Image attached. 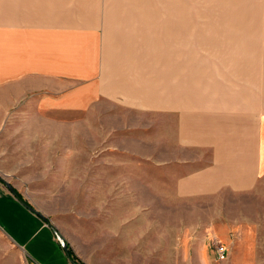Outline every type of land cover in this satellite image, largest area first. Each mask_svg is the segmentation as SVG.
I'll return each mask as SVG.
<instances>
[{
  "label": "crops",
  "instance_id": "obj_1",
  "mask_svg": "<svg viewBox=\"0 0 264 264\" xmlns=\"http://www.w3.org/2000/svg\"><path fill=\"white\" fill-rule=\"evenodd\" d=\"M206 1L0 0V135L11 119L108 100L146 111L177 198L254 191L264 181V0ZM195 6L210 7L207 25L188 23L204 16L188 18ZM27 210L0 181V235L19 261L72 264Z\"/></svg>",
  "mask_w": 264,
  "mask_h": 264
},
{
  "label": "rangeland",
  "instance_id": "obj_2",
  "mask_svg": "<svg viewBox=\"0 0 264 264\" xmlns=\"http://www.w3.org/2000/svg\"><path fill=\"white\" fill-rule=\"evenodd\" d=\"M210 11L188 7V18L204 14L188 23L207 25ZM258 25L262 33L264 22ZM256 42L264 47V38ZM149 120L144 110L108 100L81 112L11 119L14 129L0 135V175L49 219L79 264H264V181L245 194L177 198ZM17 254L0 235V264H22Z\"/></svg>",
  "mask_w": 264,
  "mask_h": 264
},
{
  "label": "water",
  "instance_id": "obj_3",
  "mask_svg": "<svg viewBox=\"0 0 264 264\" xmlns=\"http://www.w3.org/2000/svg\"><path fill=\"white\" fill-rule=\"evenodd\" d=\"M0 181L5 184V186L10 190V192L16 197L18 198V200L20 201V203L26 207L29 211H31L32 213H34L35 215H37L38 217H40L42 220H44V222L56 233L58 240L62 243V249L64 250L65 254L67 255V257L69 258L70 254H69V248L67 246V244L64 242V239L62 238V236L57 232V229L55 228V226H53V224L49 221V219L47 217H45L41 212H39L37 209H35L31 204H29L26 200H22L20 199V196L17 192V190L5 179L0 175ZM70 262L72 264H79L75 261H73L72 259H69Z\"/></svg>",
  "mask_w": 264,
  "mask_h": 264
},
{
  "label": "trees",
  "instance_id": "obj_4",
  "mask_svg": "<svg viewBox=\"0 0 264 264\" xmlns=\"http://www.w3.org/2000/svg\"><path fill=\"white\" fill-rule=\"evenodd\" d=\"M19 196H20V199L25 200L22 195L19 194ZM69 254L70 256L68 259H72L73 261L78 262L77 257L75 256L74 252L71 249H69Z\"/></svg>",
  "mask_w": 264,
  "mask_h": 264
},
{
  "label": "built area",
  "instance_id": "obj_5",
  "mask_svg": "<svg viewBox=\"0 0 264 264\" xmlns=\"http://www.w3.org/2000/svg\"><path fill=\"white\" fill-rule=\"evenodd\" d=\"M219 254L221 255L222 258H224V257H225V254H226V250H225V248L220 247V248H219Z\"/></svg>",
  "mask_w": 264,
  "mask_h": 264
}]
</instances>
